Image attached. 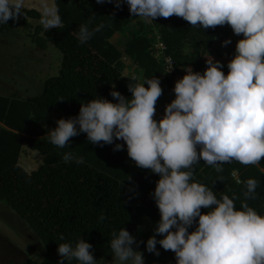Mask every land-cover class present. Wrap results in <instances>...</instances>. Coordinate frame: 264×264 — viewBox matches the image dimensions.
I'll return each instance as SVG.
<instances>
[{"label": "trees", "instance_id": "1", "mask_svg": "<svg viewBox=\"0 0 264 264\" xmlns=\"http://www.w3.org/2000/svg\"><path fill=\"white\" fill-rule=\"evenodd\" d=\"M54 2L63 26L47 31L37 26L28 35L39 50L51 43L60 52L58 75L47 78L41 93L27 100L0 94V208L15 214L10 215L31 231L43 251L39 261L25 259L23 264H58L61 259L58 244L75 246L81 238L93 246V256L97 264H102L112 257V234H118L122 228L143 242L136 250L143 252L144 264H176L175 254L163 250L159 244L156 245L159 256L145 251L146 241L160 219L151 195L159 176L137 167L128 157L126 145L121 151H113L115 143L123 145V141L100 147L81 133L70 138V146L56 147L47 135L57 126L52 125L50 116L56 120L76 117L81 104L98 97L116 103L111 91L129 98V84L135 86L153 77L159 80L163 77L162 95L155 107L164 110L162 99L172 94L171 77L165 76L162 62L153 56L155 35L161 36L166 45L165 55L175 61L177 72L183 75L188 68L203 74L208 56L223 64L221 71L227 75V64L235 53L216 45L221 26L202 29L176 16L159 17L148 23L130 15L124 0L119 9L114 3L97 4L96 0ZM93 14L90 27L101 23L105 27L81 44L77 38L80 25L87 23ZM28 19H41V15L22 9L17 21L0 23V38L17 25L30 29ZM144 86L147 88V84ZM23 146L42 158L31 173L18 165ZM66 152L83 157L84 163L75 160L66 163L63 159ZM222 167L223 171L217 172L214 166L201 160L193 165V181L211 188L218 199L221 195L232 198L235 194L238 197L235 208L242 210L245 182L256 179L257 198L247 203L264 216V158L255 165L233 160ZM233 172L238 174L240 183L232 178ZM211 210L202 208L201 212ZM194 229L195 225L189 232ZM61 235L63 240L59 239ZM71 264L78 262L73 260Z\"/></svg>", "mask_w": 264, "mask_h": 264}, {"label": "clouds", "instance_id": "2", "mask_svg": "<svg viewBox=\"0 0 264 264\" xmlns=\"http://www.w3.org/2000/svg\"><path fill=\"white\" fill-rule=\"evenodd\" d=\"M105 2L121 7V0H96L97 4ZM124 2L130 15L148 23L176 16L202 29L229 25L234 35L244 38L236 43L235 55L227 64L228 74L221 71L224 65L210 56L203 74L188 68L175 82V99L165 106L159 121L153 119L162 95L158 78L129 84V98L113 90L110 95L116 103L98 97L81 104L76 117L57 120L55 129L47 133L50 143L65 148L70 146V138L81 133L100 147L123 141V145L115 143L113 151L126 145L127 155L137 167L159 176L151 195L160 219L146 241V252L159 256V244L175 254L176 264H264V216L247 203L257 198L259 181L245 182L242 210L235 208V194L218 199L211 188L193 181V165L201 160L222 172V165L233 160L255 165L264 158V0ZM24 3L0 0V23L17 21ZM40 9V23L46 31L63 26L54 0H41ZM94 18L93 14L80 25L77 38L81 44L105 27L103 23L90 27ZM229 44L231 40L222 42L225 47ZM168 65L170 72V57ZM111 87L115 89L114 84ZM63 159L84 163L83 157L72 152L64 153ZM202 208L212 210L202 213ZM112 235V264L113 260L115 264H144L143 252L136 250L142 241L124 228ZM59 239L63 240V235ZM57 253L61 258L58 264L98 262L93 246L82 238L75 246L58 244Z\"/></svg>", "mask_w": 264, "mask_h": 264}, {"label": "rangeland", "instance_id": "3", "mask_svg": "<svg viewBox=\"0 0 264 264\" xmlns=\"http://www.w3.org/2000/svg\"><path fill=\"white\" fill-rule=\"evenodd\" d=\"M40 2L41 0H28L25 2L26 4L23 9L35 10L41 13ZM48 2L51 3L53 0H48ZM28 24L30 29L24 30L22 26L13 27L0 38V82H5L8 78H11L12 73L16 71L29 70L28 66L32 67L33 65L39 66V69L44 71V73L37 74L36 77L39 80H42L44 76L50 78L58 75L61 54L58 50H55L60 54H58V59L56 54L48 51L46 56H50L48 61H46V58L39 59L43 55L40 51H35L33 45L31 47V42L28 40V33L33 32L35 27H43V25L40 23V19H28ZM48 48L55 49L53 46L46 47V49ZM40 92L41 89L31 93H16L17 96L27 99L39 95ZM50 119L52 125H56L57 120L55 117L50 116ZM30 153L33 166L34 158L38 160L36 164L37 168L38 164H41V155L36 151H31ZM27 160L28 157L25 158L21 155V166L27 173H31L36 168L34 170H28L25 164ZM10 214H12L11 211H5L0 208V264H23L25 259L39 261L43 251L41 253V248L36 244L37 242L34 240L33 234L27 230V227L17 217L14 218ZM12 215L15 216V214ZM102 264H112V257ZM113 264H115L114 260Z\"/></svg>", "mask_w": 264, "mask_h": 264}, {"label": "crops", "instance_id": "4", "mask_svg": "<svg viewBox=\"0 0 264 264\" xmlns=\"http://www.w3.org/2000/svg\"><path fill=\"white\" fill-rule=\"evenodd\" d=\"M26 1H28V0H25V2ZM25 4L26 3H24V6H25ZM23 10H26V9H23ZM36 12H38V11H36ZM39 14L41 15V13H39ZM17 26H20V25H17ZM17 26H14V27H17ZM219 36L220 37L218 38L216 45L224 47V46H222V42L225 41V40H231V44L227 45L226 48L232 49L234 53H235V50H236L237 41H239V40L244 38L243 35H240V36L234 35L231 27L229 25H227V24L221 26ZM28 40L31 42V47L33 45V48H34L35 51L38 50V51H40L42 53L43 56H41L42 58H39V59H45L46 58V61H48L49 58H50V56L46 57L47 54H48V51L49 52L52 51V53L56 54V56H58V54L60 53V52L57 53L55 51L57 49L50 43L46 44L44 50H39L36 47V45L33 43V41L31 40L30 37H28ZM118 43H121V41H116V44H118ZM52 46L55 49H52V48L46 49V47H52ZM52 53H50V54H52ZM58 59H59V56H58ZM28 67H29V70L27 69V70L16 71L15 73H12L11 78H8L5 82L1 81L0 82V87H3V88H0V94L8 95V96H10V95L11 96H17V93H22V94L31 93V92H34V91H38L40 89L42 91L43 82L47 79V77L44 76L42 78V80H39V79H37L36 76H37L38 73H44V71H42V69H39V66H34L33 65L32 67L31 66H28ZM17 97H19L20 99H24V100L30 99V98L26 99V98H23L21 96H17ZM51 116H53V115H51ZM31 151L32 150L28 149L26 146H23L22 152L19 154L18 165L23 170H24V168L21 166V155H23L25 158L28 157V160L25 162L26 168L28 170H34L36 168V164L38 163L37 162L38 160H35V158H34V166H33L32 165V163H33L32 161L33 160L30 158V155H31L30 152ZM41 160H42V158H41ZM38 166H39V164H38ZM38 166H37V168H38Z\"/></svg>", "mask_w": 264, "mask_h": 264}, {"label": "built area", "instance_id": "5", "mask_svg": "<svg viewBox=\"0 0 264 264\" xmlns=\"http://www.w3.org/2000/svg\"><path fill=\"white\" fill-rule=\"evenodd\" d=\"M154 44H153V47H154V54L153 56L162 62V66H163V69H164V73H165V76H169L171 77V88L169 89V91L171 90L172 91V94L171 95H165L164 98L162 99V102L164 104V107L169 104L172 100L175 99V95H174V92H173V88H174V84L176 81H178L179 79H181L184 75L177 72L176 70V64H175V61L170 57V56H167L165 55V52H166V45L164 44V42L162 41V38L160 35H155L154 36ZM171 58L172 60V63H173V68L170 72L169 71V65H168V58ZM126 64H128V60L126 58H123L122 59ZM163 80V77L160 79V81ZM164 115V110H161L159 111L156 107V115L153 117V119L159 121ZM232 178L236 181V183H240V180L238 178V174L236 172H233L232 173Z\"/></svg>", "mask_w": 264, "mask_h": 264}]
</instances>
